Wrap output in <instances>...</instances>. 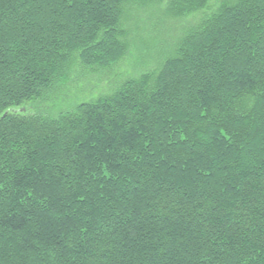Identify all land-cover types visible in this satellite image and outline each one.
Wrapping results in <instances>:
<instances>
[{
	"label": "trees",
	"instance_id": "1",
	"mask_svg": "<svg viewBox=\"0 0 264 264\" xmlns=\"http://www.w3.org/2000/svg\"><path fill=\"white\" fill-rule=\"evenodd\" d=\"M162 3L0 0V264H264V0H167L169 55L55 110Z\"/></svg>",
	"mask_w": 264,
	"mask_h": 264
},
{
	"label": "rangeland",
	"instance_id": "2",
	"mask_svg": "<svg viewBox=\"0 0 264 264\" xmlns=\"http://www.w3.org/2000/svg\"><path fill=\"white\" fill-rule=\"evenodd\" d=\"M161 5L147 6L133 11L128 55L118 65L103 71L84 72L75 81L65 85L55 101V110L67 107L77 100L110 94L126 78L143 71L153 70L157 62L169 55L175 40L193 26L202 13L183 17H167ZM207 12V11H205ZM61 92V93H60ZM67 93V94H66ZM46 109V108H45Z\"/></svg>",
	"mask_w": 264,
	"mask_h": 264
}]
</instances>
